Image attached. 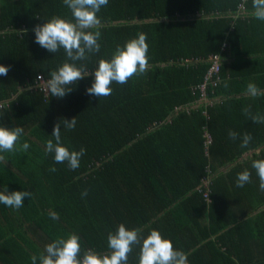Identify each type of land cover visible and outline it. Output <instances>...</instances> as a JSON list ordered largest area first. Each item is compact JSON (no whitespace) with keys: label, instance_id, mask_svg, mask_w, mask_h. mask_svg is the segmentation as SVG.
Returning <instances> with one entry per match:
<instances>
[{"label":"trees","instance_id":"obj_1","mask_svg":"<svg viewBox=\"0 0 264 264\" xmlns=\"http://www.w3.org/2000/svg\"><path fill=\"white\" fill-rule=\"evenodd\" d=\"M252 4L109 0L91 29L101 32L100 51L78 64L94 73L99 59L144 33L147 72L113 82L111 95L100 98L86 94L90 74L57 98L33 86L66 53L40 47L33 29L53 16L73 19L70 9L63 0H0V65L9 68L0 76V126L24 130L15 151L0 152V191L32 193L19 209L0 203V264H32L70 233L82 250L104 253L108 233L121 223L148 226L144 235L157 229L188 264H264V191L251 166L264 158V123L243 111L264 115V95L247 93L249 83L264 92V21L252 15ZM214 55L219 70L206 80ZM73 117L75 129L61 123V142L86 149L75 170L46 152L55 124ZM245 133L252 140L241 147ZM245 169L251 181L238 187ZM138 253L134 247L128 264H138Z\"/></svg>","mask_w":264,"mask_h":264},{"label":"clouds","instance_id":"obj_2","mask_svg":"<svg viewBox=\"0 0 264 264\" xmlns=\"http://www.w3.org/2000/svg\"><path fill=\"white\" fill-rule=\"evenodd\" d=\"M109 0H63L70 9L71 20L53 16L46 23L37 24L33 31L35 43L50 53H57L63 49L66 59L57 70L49 73L46 80V88L51 96L63 98L72 91L70 85L76 84L86 76L94 75L91 87L86 89V94L96 97H107L111 95V84H126L130 78L141 75L148 70V44L146 34L140 33L137 38L130 39L124 46H117L111 59H99L94 73L88 71L80 61L89 59L90 55L99 53L101 37L100 31H91L101 24L97 13ZM254 12L252 15L264 21V0H253ZM9 68L0 65V76H7ZM228 85L225 84V87ZM247 93L256 97L264 95L253 83L247 85ZM244 113L254 123H264V115L252 114L250 107L243 109ZM61 123L66 130H73L77 120L63 119L55 124L52 137L46 141V152L54 153L56 163H65L69 169L75 170L79 167L80 159L86 154V149L70 151L61 142ZM23 128H7L0 126V152H12L16 150V143L23 133ZM233 140L238 138V133L229 132ZM241 138V147H247L252 140L250 134L245 133ZM30 145L25 142L21 150L27 151ZM4 157L0 155V161ZM252 168L256 171L259 179V188L264 191V158L252 161ZM57 169L52 167L50 171ZM251 181V172L245 169L237 175V186L243 187ZM82 195H87L85 191ZM29 191H12L6 188L0 191V203L9 208L19 209L24 205L26 197L31 198ZM52 219H57L56 214H50ZM148 226H145L147 228ZM145 228L128 229L123 223L119 224L115 232L110 231L107 236L108 251L98 253L93 249H83L78 234L70 233L66 237H58L45 246L39 257L32 256V264H128L129 254L134 247L139 248L138 264H188L185 252L177 250L170 239L162 236L160 231L151 228L144 235Z\"/></svg>","mask_w":264,"mask_h":264},{"label":"built area","instance_id":"obj_3","mask_svg":"<svg viewBox=\"0 0 264 264\" xmlns=\"http://www.w3.org/2000/svg\"><path fill=\"white\" fill-rule=\"evenodd\" d=\"M242 8V7H240ZM226 45H223V48ZM208 60H210V67L208 69L207 75H206V80L211 78V76H213V74H216L219 70V66H220V58L216 55L214 56H210L208 58ZM48 78H44L41 74L36 75V79H35V85L33 86L34 89H38L39 92L43 93L45 96L48 95L49 91L46 88V80ZM203 86V85H202ZM203 184L208 185L207 180L203 181Z\"/></svg>","mask_w":264,"mask_h":264},{"label":"crops","instance_id":"obj_4","mask_svg":"<svg viewBox=\"0 0 264 264\" xmlns=\"http://www.w3.org/2000/svg\"><path fill=\"white\" fill-rule=\"evenodd\" d=\"M251 153H246V154H244V157H247V156H249Z\"/></svg>","mask_w":264,"mask_h":264}]
</instances>
